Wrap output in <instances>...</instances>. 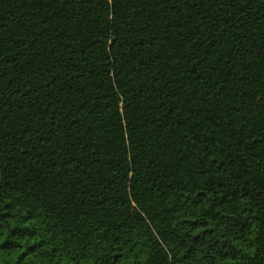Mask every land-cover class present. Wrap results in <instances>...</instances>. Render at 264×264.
<instances>
[{
	"label": "trees",
	"instance_id": "trees-1",
	"mask_svg": "<svg viewBox=\"0 0 264 264\" xmlns=\"http://www.w3.org/2000/svg\"><path fill=\"white\" fill-rule=\"evenodd\" d=\"M0 264H264V0H0Z\"/></svg>",
	"mask_w": 264,
	"mask_h": 264
}]
</instances>
